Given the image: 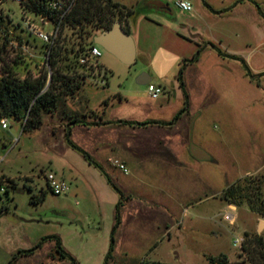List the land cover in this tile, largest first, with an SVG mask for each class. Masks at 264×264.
Wrapping results in <instances>:
<instances>
[{
    "label": "rangeland",
    "instance_id": "rangeland-1",
    "mask_svg": "<svg viewBox=\"0 0 264 264\" xmlns=\"http://www.w3.org/2000/svg\"><path fill=\"white\" fill-rule=\"evenodd\" d=\"M113 1L133 10L126 26L136 46L135 63L125 65L101 47L103 74L79 78L80 91L63 96L38 129L23 130L12 118L8 128L0 125V186L6 190L0 193V264L37 245L33 254L12 264H71L56 253L54 240L40 244L49 236L59 237L77 264H105L119 202L121 224L108 264H210V257L221 256L228 264H252V259L261 264L264 217L252 212L240 194L237 206L223 196L236 184L253 200L264 194V18L258 9L264 13V0H187L190 11L182 10L179 0ZM1 13L6 17L1 30L21 35L22 42L0 32V75L19 56L30 64L33 77L46 73L44 42L27 31L20 1L5 0ZM53 27L41 25L44 31ZM199 50V61L186 64ZM183 67L192 109L178 127L190 147H200L210 159L192 161L186 153L181 159L188 164L167 174L146 135L139 140L145 158L126 164L129 173H123L110 161L123 158L108 146L118 148L124 136L134 142L149 131L119 121H174L186 105L179 79ZM141 75L151 82L139 84ZM149 84L161 89L157 99ZM160 102L179 108L174 114L151 111ZM67 115L114 123L102 129L100 143L94 139L99 133L83 125L71 127V140L120 193L68 144ZM49 173L68 184V193L51 191ZM42 190L46 195L39 199ZM228 212L233 222L224 218ZM238 238L240 247L234 246Z\"/></svg>",
    "mask_w": 264,
    "mask_h": 264
},
{
    "label": "trees",
    "instance_id": "trees-1",
    "mask_svg": "<svg viewBox=\"0 0 264 264\" xmlns=\"http://www.w3.org/2000/svg\"><path fill=\"white\" fill-rule=\"evenodd\" d=\"M20 5L23 10H28L35 14L47 12L46 0H21ZM258 9L259 13L264 18V13L261 11L260 7H258ZM132 14V9L113 0H77L74 8L63 20L60 35L56 43L51 47L49 53H47L46 49H49L50 47L44 44L43 55H48L47 61L50 66L51 76H49L47 70L46 73H42L38 77H33L30 74V64L20 61V59H22L20 56L18 57L19 60H14L13 64H6L3 73L0 75V120L4 118H12L22 124L23 130L38 129L43 124V115L47 113L53 114L59 108L61 101H63V96H75L81 88L79 78H84L89 75V72L94 71L92 68L80 62V57L83 56L89 47L94 44L93 37L98 32L111 29L114 22L117 20L121 21L125 30L129 32V29L126 26V21H128ZM8 22L12 23L11 20H8ZM5 23V19L0 15L1 33L4 32L1 30V27ZM4 33V38L14 35V39H17L20 43L22 42L21 35H17L16 33L10 34L9 32ZM0 37H2V35ZM213 48L216 49L220 55H224L215 46H213ZM200 53L201 51L199 50L191 59L186 60V64L196 63L200 58ZM183 70L184 67L180 70L179 79L181 81V86L183 87L186 105L177 114L174 121H119V123L136 126H147L150 124L171 126L178 121L181 115L188 111L190 106L189 94L185 90V83L183 80ZM105 77L107 78V76ZM68 117H70V121L65 130L68 144L73 149L79 151L89 163L100 168L106 176L109 184L120 193L110 176L101 168V166L95 163L86 151L77 146L71 140L72 126H94L102 123L88 122L85 115L84 118H80V116L76 115H69ZM109 123L111 122H107L106 124ZM236 194H240V198L247 203L252 212L264 217V194L262 192L258 194L255 200H253L252 193L250 194L249 191H244L242 185L236 184L228 187L224 191L223 198L237 206L240 204L236 200ZM45 195L46 191L42 190L39 199H43ZM121 205V202L116 205L115 224L111 232V246L110 251L106 256L105 264H108V261L112 256L115 243V233L121 224ZM46 239L55 241V250L60 258H68L71 264H77L74 258L64 250L59 237L49 236L43 239L40 244ZM39 246L40 245H37L32 249L18 251L9 264L14 263V261L21 255L33 254ZM209 262L210 264H228L225 256L218 258L210 257ZM256 263L257 262L252 259V264ZM142 264L148 263L145 262ZM261 264H264V261Z\"/></svg>",
    "mask_w": 264,
    "mask_h": 264
},
{
    "label": "built area",
    "instance_id": "built-area-1",
    "mask_svg": "<svg viewBox=\"0 0 264 264\" xmlns=\"http://www.w3.org/2000/svg\"><path fill=\"white\" fill-rule=\"evenodd\" d=\"M5 0H0V5L4 3ZM21 2V0H19ZM77 0H46V9L47 12L41 14H35L28 10H24V17L26 22V29L27 31L42 39L44 44L48 45L50 48L46 49L47 53L50 52L51 47L56 43L60 32L62 22L65 17L71 12L74 8ZM178 6L184 11L192 10V4L187 0H179L177 2ZM27 14H31L34 18L38 19L39 22L35 21L33 17L28 16ZM1 16L6 20V17L1 13ZM50 23H53V29L51 31H44L41 28V25L47 26ZM13 34V33H10ZM10 39L14 40V35L8 36ZM101 46L98 44H93L89 47V49L85 52L83 56L80 57V62L82 64L87 65L88 67L92 68L94 72H102L103 68L98 63V58L101 57ZM45 66L49 72V76H51V70L48 63V55H44ZM101 74V75H102ZM99 75V76H101ZM106 76V72H104L103 77ZM149 93L153 99H157L161 93V89L154 86L153 84H149L148 87ZM6 118L0 120V125L2 128H8ZM114 166L118 167L123 173L128 174L129 169L127 168L126 164L119 160V159H110ZM46 181L48 183L49 188L51 191L56 195L66 194L69 191V186L62 180L56 178L53 173H49L46 176ZM6 190L4 187L0 186V193H5ZM229 208L235 210L236 207L229 205ZM224 218L230 222L235 220V216L232 212H228L225 214ZM242 244L241 239H236L234 242V246L240 247Z\"/></svg>",
    "mask_w": 264,
    "mask_h": 264
},
{
    "label": "crops",
    "instance_id": "crops-1",
    "mask_svg": "<svg viewBox=\"0 0 264 264\" xmlns=\"http://www.w3.org/2000/svg\"><path fill=\"white\" fill-rule=\"evenodd\" d=\"M262 69H258V70H262ZM176 108L177 109L179 108L176 106V103L170 104L168 102V104H164L163 102H160V103H158V105H156V107H152L151 111L160 112L162 110L163 113L168 114L169 111L173 110V114H174V112L177 110ZM180 109H181V107H180ZM191 109H192L191 106H189L188 111L184 112L181 115L180 119L178 121H176L171 126H163V125H158V124H150L148 126H135V127H143L145 129H147L149 131V132L147 131L148 134L139 136L142 139H138L134 142L132 140V137H130V136L129 137L124 136L123 138H122V136H118V138H120V139L122 138L123 144L120 145L118 148H116L115 146H112V144L109 145L108 147H110V149H112V150L117 149L118 153H120L121 157L123 158L122 161L125 164H129L131 161L133 162L136 159L142 160L145 158L143 156V155H145V153H142L143 149H145V145H142L141 142H142V140H144L146 138L147 139L151 138V139H153L152 148L156 149V152H155L156 158L161 159L163 161L162 167L166 168L165 171L167 172V174H168V171H171L172 169L174 171H178V170H180V168H182L183 165L188 164L187 159H181V156H184L186 153H189V155H191L190 159L192 161H195V160L203 161V160L196 159L192 155L190 143H188V141H187L188 139L183 135L182 130L179 129L180 127H178V126L182 125V122L184 121L185 116L188 114L190 115ZM148 120H150V119H148ZM153 121H157V120L153 119ZM95 122H100L103 124L94 125V126H87L88 127L87 129H90V127H93L94 129L93 128L92 129L99 133V135L97 134V136L94 135V139H98V141L100 143V140H101L100 136H102V133H103L102 129L106 130L107 128H110L111 124H114V123L106 124L107 122H104L102 120L101 121H95ZM161 122H167V121L164 120ZM130 126H132V125H130ZM84 127H86V126H84ZM149 133H153L154 135H152V137H151L150 136L151 134H149ZM146 135H147V137L143 138ZM139 140H141V142ZM126 141L128 144H126ZM97 150H99V149H97ZM136 168H137V171H140V166L136 167ZM166 175L163 176L164 181L167 179ZM171 185H173V184H171ZM167 211L169 212V210H167Z\"/></svg>",
    "mask_w": 264,
    "mask_h": 264
},
{
    "label": "water",
    "instance_id": "water-1",
    "mask_svg": "<svg viewBox=\"0 0 264 264\" xmlns=\"http://www.w3.org/2000/svg\"><path fill=\"white\" fill-rule=\"evenodd\" d=\"M93 42L114 55L125 65L131 66L136 61V46L133 37L127 32L121 21L117 20L109 30H104L93 37ZM151 82L147 75H141L138 83L145 85ZM191 153L198 160H208L210 156L200 147L191 145ZM264 223L260 224V227Z\"/></svg>",
    "mask_w": 264,
    "mask_h": 264
}]
</instances>
